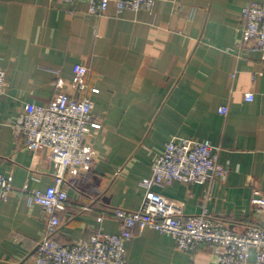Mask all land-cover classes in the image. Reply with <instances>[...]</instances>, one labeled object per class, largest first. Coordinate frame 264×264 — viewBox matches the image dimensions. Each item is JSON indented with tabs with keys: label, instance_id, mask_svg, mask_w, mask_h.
<instances>
[{
	"label": "crops",
	"instance_id": "1",
	"mask_svg": "<svg viewBox=\"0 0 264 264\" xmlns=\"http://www.w3.org/2000/svg\"><path fill=\"white\" fill-rule=\"evenodd\" d=\"M253 2L264 0H156L152 10L111 3L95 14L86 0H0V173L15 190L0 197V264H34L47 212L19 189L45 190L57 168L51 148L16 140L13 122L28 103L64 92L89 95L102 126L89 129L91 166L66 172L59 241L118 232L113 210L141 207L142 182L175 137L210 140L228 174L154 189L182 201L185 214L208 212L237 231L262 224L252 199L264 192V56L241 40L242 11ZM77 63L96 92L79 90ZM212 252L179 250L172 235L149 227L127 242L128 264H217Z\"/></svg>",
	"mask_w": 264,
	"mask_h": 264
},
{
	"label": "built area",
	"instance_id": "2",
	"mask_svg": "<svg viewBox=\"0 0 264 264\" xmlns=\"http://www.w3.org/2000/svg\"><path fill=\"white\" fill-rule=\"evenodd\" d=\"M86 1L89 10L95 14L105 12L111 3L119 10H152L156 3V0ZM241 21L242 43L260 50L264 56V2L246 5ZM74 72L79 90L97 91L86 82L89 68L85 64H75ZM5 75L0 66V94L5 91ZM252 98L248 94L247 100ZM220 112L226 113L227 108L222 106ZM92 126H102L95 116L92 98L67 92L48 103H28L13 122L16 140L34 150L40 146L51 148L57 167L54 183L45 190L27 185L19 189L29 205L40 204L47 212L46 232L37 242L34 264H128L127 242L133 238L136 229L148 227L172 235L179 250L192 252L204 246L212 249L217 264H264V192L254 191L252 199L255 209L263 215L262 224L237 231L208 212L185 214L182 201L154 189L156 185L166 186L177 180L212 182L228 174V168L219 162L218 149L210 140L189 137H175L166 142L153 165L152 174L142 182L146 193L138 210H113L112 214L120 222L118 232L98 230L90 237L71 243L59 241L57 235L62 223L58 212L65 210L69 201L65 175L70 169L91 166L95 151L88 141V134ZM14 191L10 179L0 173V197L6 200ZM252 251L255 252L254 259H251Z\"/></svg>",
	"mask_w": 264,
	"mask_h": 264
}]
</instances>
